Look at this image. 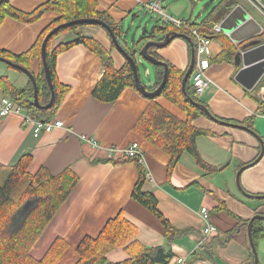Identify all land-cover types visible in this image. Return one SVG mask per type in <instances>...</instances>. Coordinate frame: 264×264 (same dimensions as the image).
Here are the masks:
<instances>
[{"label": "crops", "instance_id": "0c3cea01", "mask_svg": "<svg viewBox=\"0 0 264 264\" xmlns=\"http://www.w3.org/2000/svg\"><path fill=\"white\" fill-rule=\"evenodd\" d=\"M48 1L10 0V5L30 13ZM95 1L98 11L120 24L122 31L126 32V44L138 50L141 44L137 47L134 42L140 39L142 29L135 30L134 27L141 25L148 32L152 31L156 20L153 19L150 29L143 10V5L152 0ZM157 1L169 6L162 0ZM188 1L184 0V5L168 15L179 21L202 24L209 22V16L213 17L228 0H212L211 6L205 8L207 15L199 22L180 19L185 11L187 13ZM238 5L260 25L264 37L263 15L248 0H238ZM57 17L53 12H44L31 24L5 18L0 24V51L14 55L26 52L42 30ZM70 34L58 36L52 47L72 40L73 34ZM104 34L101 35L102 41L94 40L110 51V41ZM220 34L232 43L236 52L237 45L226 33ZM222 49L220 40H211L207 73L211 84L198 100L207 105L213 115L231 121L229 123L240 125L246 119L254 117V120L251 127H247L249 131L223 126L204 117L192 121L193 127L208 132V135L196 138V148L202 161L215 169L212 172L202 169L188 153H184L168 177V155L132 131L149 101L132 88H125L113 103L94 100L91 93L102 76V63L97 55L82 45L73 46L56 57V77L69 90L49 120L61 121L62 128L34 138L30 129L22 125L19 116L11 114L0 118L1 165H11L20 155L29 154L32 157L28 168L31 175L40 168H46L54 175L70 168L78 177L75 187L30 249L34 259L40 260L54 240L59 239L67 248L54 264H75L78 260L76 247L80 241L86 236L96 237L104 224L120 211L136 227V239L141 245L148 248L166 246L161 222L131 198L138 179L135 165L115 164L118 155L115 153L110 158L107 155L111 148L124 150L136 143L142 154L140 163L148 176L144 188L156 199L158 211L173 228L190 230L170 244L173 257L168 264L177 257L185 258L191 264H254L247 224L255 215L264 216V200L248 198L244 193L264 196V153L259 158L261 146L264 147V74L251 91L245 90L234 80L238 69L232 62L216 61ZM110 54L114 67L121 68L124 57L118 51L111 50ZM155 54L181 72L188 68L189 44L182 39L173 40L166 48L155 49ZM38 69L36 59L31 67L34 76ZM146 72V76L151 75L148 70ZM6 73V68L0 66V76L8 77L17 89L24 88L29 81L25 75ZM152 84L150 81L147 86ZM188 85L191 86L190 78ZM154 101L178 120L186 121V114L165 98L157 97ZM81 136L87 137L88 141L82 140ZM237 174L240 189L236 184ZM201 208L209 211L210 222L217 230L203 243L198 242L203 228L198 214ZM238 226L237 231L232 232ZM257 228L264 230V221H260ZM255 248L258 264H264V236L256 240ZM127 258L123 248L106 255L110 263Z\"/></svg>", "mask_w": 264, "mask_h": 264}, {"label": "trees", "instance_id": "16d2710c", "mask_svg": "<svg viewBox=\"0 0 264 264\" xmlns=\"http://www.w3.org/2000/svg\"><path fill=\"white\" fill-rule=\"evenodd\" d=\"M258 1L264 5V0ZM237 5L238 0H228L213 17L209 16L210 21L214 23L222 21ZM44 12H53L58 17L42 30L30 49L18 55L0 51V58L18 64L31 73L33 62L36 59L38 60L39 69L34 78L38 89L37 96L40 105H46L50 99V89L45 79L41 62V44L48 32L60 24L77 19L102 20L110 27L127 55L134 61H137L138 51L126 44L124 39L125 33L122 31L120 24L113 22L105 13L99 12L95 0H49L30 13L21 12L10 5V0H4L0 4V24L5 18L31 24L36 22ZM185 23L188 27L194 28L199 35L207 37L210 40L216 38L221 41L223 49L221 55L216 59L217 62L228 61L231 63L233 61L235 54L234 46L222 34L214 33L208 25V21L202 24ZM82 26L74 25L62 28L54 33L47 42L46 63L54 91L53 105L49 110H37L33 106V86L30 80L24 88L17 89L8 77L0 76V92L2 96L9 98L15 104L27 110L35 119L49 120L69 90V87L60 83L56 77V57L63 51L76 45H82L97 55L102 63V76L95 84L91 93L94 100L108 104L116 101L125 88H132L138 92L134 85L129 63L124 59L125 62L121 68L116 69L114 67L110 51L115 49V47L108 33L104 30L111 44L110 51L104 49L94 38L84 36L79 31ZM67 32L73 34V39L52 47L53 41L58 36ZM173 32L188 36L195 50V42L190 31L176 28L172 25H167L163 28L159 27L156 23L148 37H140L139 44H143L144 41L149 40H161L166 34ZM148 53L153 58L163 61L155 54L154 48H150ZM167 66V82L158 97L165 98L182 110L187 116L186 121H180L165 111L155 103V98H146L149 104L133 125L132 131L150 145L168 155L170 158L167 166L168 177L184 153H188L202 169L209 172L215 171L214 168L202 161L196 148V138L198 136H206L208 132L197 129L192 125L193 120L199 117H207L182 94L181 81L185 72L173 68L170 64H167ZM153 69L154 80L151 87L146 86L148 91L156 88L161 83L163 77V67H153ZM185 88L187 94L195 102L202 103L198 100L194 89L188 85V82ZM202 104L207 107L204 103ZM215 117L218 120L231 122L217 116ZM253 120L254 117L246 119L240 125L250 128ZM31 160V155L24 154L20 155L11 165L4 166L0 164V264H54L67 248L65 242L56 239L40 260H36L30 255V249L69 196L78 181V177L70 168H65L55 175L51 174L46 168H40L34 175H31L28 172ZM114 162L115 164L132 163L135 165L138 179L132 190L131 198L151 212L161 222L164 227L163 236L166 246L148 248L141 245L136 239V227L127 221L123 216V212L120 211L104 224L96 237L86 236L80 241L76 247L78 260L75 264H168L173 257L170 244L174 239L190 233V230H177L173 228L160 214L157 209L156 199L144 188L147 173L137 158L123 157ZM25 203H28V205L26 209H23ZM20 210H23L22 216L18 218L17 213ZM259 224L260 221L255 220L252 225L251 237L254 244L257 239L264 236V230L257 228ZM238 228L239 226L232 232H236ZM119 248H123L127 252L128 258L118 263L108 262L106 255ZM185 264H191V261H186Z\"/></svg>", "mask_w": 264, "mask_h": 264}, {"label": "water", "instance_id": "95a60500", "mask_svg": "<svg viewBox=\"0 0 264 264\" xmlns=\"http://www.w3.org/2000/svg\"><path fill=\"white\" fill-rule=\"evenodd\" d=\"M4 0H0V4ZM74 25H90V26H99L103 28L109 35L111 42L113 43L115 49L124 57V59L129 63L132 74H133V80L134 85L137 89V91L145 98H156L160 95L162 89L166 85L167 78H168V66L164 61L157 60L153 58L151 55H149L148 51L150 48L154 49H163L166 48L173 40L175 39H182L186 41L190 46V61L187 70L185 71L184 77L181 81V91L184 97L196 108H198L200 111H202L207 119L211 120L214 123L231 127V128H237L244 131H249V129L245 126L234 124V123H228L222 120H218L211 111L205 107L202 103L195 102L186 92V83L188 82V79L190 77V74L194 67L195 62V51L193 48V43L191 39L182 34V33H170L166 34L161 40H149L141 44L139 46V39L134 42V46L138 47V57H141L143 61L150 64L153 67H163V77L161 80V83L154 88L152 91H148L146 89V85L142 84L140 81V77L138 74V69L136 66V61H134L131 57L127 55V53L123 50L117 39L115 38L112 30L110 27L102 20L99 19H77L70 21L68 23H63L55 28H53L51 31L48 32L46 37L43 39L40 49L41 54V62L43 66V71L45 75V79L47 81V84L50 89V99L46 105H40L38 102V89L36 85V81L34 78V75L27 70L26 68L21 67L18 64H14L4 58H0V62L5 63L9 67H12L19 72L23 73L32 83L33 86V98H32V104L37 110H49L54 101V91L53 86L51 83V77L50 72L47 67L46 63V45L49 39L52 37L54 33H56L58 30L74 26ZM135 30H141V37H148L150 32H148L145 28H142L141 25H136ZM220 28L222 32L226 33L230 40L237 45V51L234 54L232 64L235 68H237V72L235 74L234 80L240 84L245 90L251 91L254 86L257 84V82L260 80L262 75L264 74V37L262 35V29L260 25H258L253 19H251L248 15V13L240 6L237 5L234 7L231 12L220 22ZM126 35V32H124ZM261 142V140L259 139ZM261 152L259 158L264 153V147L261 146ZM239 174V173H238ZM238 174L236 175V184L238 189H240L238 185ZM244 196L252 199H258V200H264V196H252L249 194L244 193ZM28 203H25L23 206V209L27 208ZM255 220L258 221H264V216L262 215H255L252 217V219L247 224V236L249 240V245L251 248V252L254 258V264H258V258H257V252L255 248V244L251 237V230L252 225Z\"/></svg>", "mask_w": 264, "mask_h": 264}, {"label": "built area", "instance_id": "2783aa9c", "mask_svg": "<svg viewBox=\"0 0 264 264\" xmlns=\"http://www.w3.org/2000/svg\"><path fill=\"white\" fill-rule=\"evenodd\" d=\"M251 5L257 9L264 17V5H262L258 0H248ZM144 9L156 16V24L159 27L165 28L167 25H172L176 28H182L190 31L195 42V62L193 70L190 74V83L191 87L194 89L196 96H201L207 88L210 86L211 81L208 78V70L210 68L209 62V47L211 40L207 37L199 35L194 28H190L184 21H179L173 19L168 14L165 13L164 9L161 6L160 1L152 0L149 3H146ZM208 25L212 28V31L216 34L222 33L219 23H214L209 21ZM145 75H148V72H145ZM11 114L17 115L21 118L22 125L26 128H29L32 136L38 138L43 133H50L55 129H60L63 127L61 121L57 120H38L35 119L27 110L21 108L15 104L9 98L0 99V118H4ZM264 115V111L262 112ZM82 140L88 141L87 137L81 136ZM90 139V138H89ZM91 139L90 141H92ZM117 154L120 158H137L139 162L141 161L142 154L140 153L136 143L130 144L124 150H119L116 148H111L108 150V157H112L114 154ZM148 179V176L146 175ZM199 217L203 223L202 234L199 239V243L207 241L209 237L216 233L217 230L215 226L210 222L209 211L206 208H201L199 211ZM186 259L182 257H177L172 264H185Z\"/></svg>", "mask_w": 264, "mask_h": 264}, {"label": "rangeland", "instance_id": "374dc122", "mask_svg": "<svg viewBox=\"0 0 264 264\" xmlns=\"http://www.w3.org/2000/svg\"><path fill=\"white\" fill-rule=\"evenodd\" d=\"M164 1V3H168L169 6V11L167 10V7L164 6L163 4H161L162 8L164 9L165 13L168 14V12L173 13L174 10H178L181 5H184V0H162ZM211 1L212 0H189L187 3V13L185 11V13L183 14V17H180V19L184 18V20L189 21V22H199L202 21L205 16L207 15V12H205V8H207V6H211ZM211 9V7L209 8ZM144 16L147 17V21H149L150 23V29L152 28L153 24H154V20H156V16L152 13L147 12L144 7ZM154 19V20H153ZM79 31L84 35V36H88V37H92L98 40L102 41V36L101 35H105V31L103 28L98 27V26H90V25H83ZM101 34H99V33ZM68 35H71L70 32H68ZM131 48V47H130ZM112 51H117L116 49H113ZM115 53V52H114ZM116 59L119 57L117 55V53L115 54ZM139 58V59H138ZM120 64V63H119ZM136 65H137V69H138V74L140 77V81L142 84L144 85H148L149 82H153L154 78H153V73H154V69L151 65H149L148 63H146L145 61H143L141 59V57H137V61H136ZM0 66L5 67L6 71H7V75H18L21 77H24L23 73L19 72L18 70L9 67L8 65H6L3 62H0ZM146 70L149 71V74L151 72V75L146 76L145 72ZM23 210H20V212L17 213V217L21 218V213Z\"/></svg>", "mask_w": 264, "mask_h": 264}]
</instances>
